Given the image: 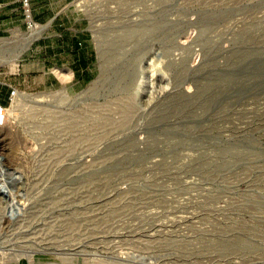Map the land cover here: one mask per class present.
<instances>
[{
	"label": "rangeland",
	"instance_id": "374dc122",
	"mask_svg": "<svg viewBox=\"0 0 264 264\" xmlns=\"http://www.w3.org/2000/svg\"><path fill=\"white\" fill-rule=\"evenodd\" d=\"M74 6L93 76L17 89L0 124V264H264V0Z\"/></svg>",
	"mask_w": 264,
	"mask_h": 264
},
{
	"label": "crops",
	"instance_id": "0c3cea01",
	"mask_svg": "<svg viewBox=\"0 0 264 264\" xmlns=\"http://www.w3.org/2000/svg\"><path fill=\"white\" fill-rule=\"evenodd\" d=\"M74 2L32 0L34 16L41 27L39 39L25 54L20 64L23 68H19L22 73L0 70L1 108L11 107L13 89L30 84L44 90L69 88L93 76L94 50L89 22ZM28 33L22 1L0 0V39H22Z\"/></svg>",
	"mask_w": 264,
	"mask_h": 264
},
{
	"label": "bare ground",
	"instance_id": "6f19581e",
	"mask_svg": "<svg viewBox=\"0 0 264 264\" xmlns=\"http://www.w3.org/2000/svg\"><path fill=\"white\" fill-rule=\"evenodd\" d=\"M40 34V31H37V32H35V33H32L30 36H37V35H39ZM31 37V39H30V41L31 40H33V38ZM2 109V111H1V114H0V124H3V123H5V120H6V117H7V109H5V108H1L0 107V110ZM3 173H6V172H3ZM2 175H4V174H2ZM1 175V176H2ZM6 175V174H5ZM4 175V176H5ZM6 176H8V175H6ZM15 177H17V176H12V178L13 179H16ZM19 177V176H18ZM7 178V177H6ZM20 178V177H19ZM12 179V180H13ZM18 179V178H17ZM15 181V180H14ZM13 181V182H14ZM4 183V182H3ZM5 184V183H4ZM9 186H10V189H9V194H8V198H7V206L9 207V210L12 212V217H13V219L14 218H16V217H18V216H20L21 214H22V212L24 211V209H25V205L23 204V202L21 203V201L18 199V196L17 195H15V193H14V191H15V189L14 188H11V184H8ZM5 187V186H4ZM24 254V253H23ZM25 255L28 257V258H31V257H33V255H34V253H32V252H29V253H25ZM22 255H19L18 257H21ZM217 257V256H216ZM248 257V256H247ZM208 258V257H207ZM251 260H253V259H251Z\"/></svg>",
	"mask_w": 264,
	"mask_h": 264
},
{
	"label": "built area",
	"instance_id": "2783aa9c",
	"mask_svg": "<svg viewBox=\"0 0 264 264\" xmlns=\"http://www.w3.org/2000/svg\"><path fill=\"white\" fill-rule=\"evenodd\" d=\"M21 1H22V7H23V12H24L26 27L29 32V35L37 31H40L41 27H39L38 22L34 16L32 0H21ZM17 92H18L17 89L12 90L11 97H10L11 104H13L15 97L17 95ZM4 108L8 110V108L6 107ZM1 111L2 109L0 110V114H1Z\"/></svg>",
	"mask_w": 264,
	"mask_h": 264
}]
</instances>
